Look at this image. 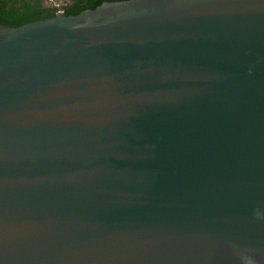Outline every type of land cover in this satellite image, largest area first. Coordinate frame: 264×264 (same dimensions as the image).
<instances>
[{
  "label": "water",
  "instance_id": "water-1",
  "mask_svg": "<svg viewBox=\"0 0 264 264\" xmlns=\"http://www.w3.org/2000/svg\"><path fill=\"white\" fill-rule=\"evenodd\" d=\"M0 264H264V0L0 23Z\"/></svg>",
  "mask_w": 264,
  "mask_h": 264
},
{
  "label": "trees",
  "instance_id": "trees-1",
  "mask_svg": "<svg viewBox=\"0 0 264 264\" xmlns=\"http://www.w3.org/2000/svg\"><path fill=\"white\" fill-rule=\"evenodd\" d=\"M21 1L24 5V0ZM103 1L106 0H78L77 2H79V4L72 3L70 5H64L63 10L65 14H77L85 8H94ZM40 12L41 14L39 13L36 15L35 12L29 10L20 11L19 7L14 3L9 4V0H0V23L5 25L16 26L39 17L50 16L54 13V11L44 13V10H40Z\"/></svg>",
  "mask_w": 264,
  "mask_h": 264
},
{
  "label": "flooded vegetation",
  "instance_id": "flooded-vegetation-1",
  "mask_svg": "<svg viewBox=\"0 0 264 264\" xmlns=\"http://www.w3.org/2000/svg\"><path fill=\"white\" fill-rule=\"evenodd\" d=\"M65 5H70V4H79L77 2L78 0H64ZM25 4H22L21 0H9V4H15L16 6L19 7L20 11L23 10H29L32 12H35V14H41L40 10H44V13L46 12H53V9L50 7V5L45 1V0H24ZM43 12V11H42Z\"/></svg>",
  "mask_w": 264,
  "mask_h": 264
},
{
  "label": "built area",
  "instance_id": "built-area-1",
  "mask_svg": "<svg viewBox=\"0 0 264 264\" xmlns=\"http://www.w3.org/2000/svg\"><path fill=\"white\" fill-rule=\"evenodd\" d=\"M54 12L63 10V6L65 5L64 0H45Z\"/></svg>",
  "mask_w": 264,
  "mask_h": 264
}]
</instances>
